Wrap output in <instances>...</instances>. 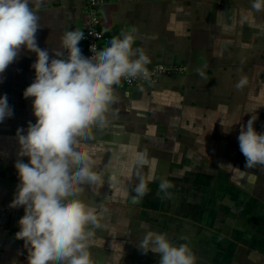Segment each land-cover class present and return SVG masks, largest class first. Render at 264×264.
<instances>
[{
  "label": "crops",
  "instance_id": "obj_1",
  "mask_svg": "<svg viewBox=\"0 0 264 264\" xmlns=\"http://www.w3.org/2000/svg\"><path fill=\"white\" fill-rule=\"evenodd\" d=\"M251 4L109 0L103 8L100 49L131 32L134 47L151 59L148 69L156 63L187 69L115 89L106 123L82 140L103 181L79 193L100 213L90 249L95 264H158L157 254L138 247L149 231L188 244L196 264H264V167L244 168L237 139L252 115L258 117L254 128L264 133V11ZM84 6L85 0H30L41 26L38 46L50 55L62 51L63 34L82 30ZM249 13L262 17L261 33L242 42L235 31L255 27ZM35 60L22 52L0 82V96L13 110L0 123V176L8 177L0 183V264H27L24 242L15 239L24 209L9 205L19 183L15 162H28L18 155L17 129L26 134L36 119L32 98L23 96ZM242 77L247 84L238 89ZM140 177L148 191L134 200ZM162 180L171 184L167 192L159 189Z\"/></svg>",
  "mask_w": 264,
  "mask_h": 264
},
{
  "label": "clouds",
  "instance_id": "obj_2",
  "mask_svg": "<svg viewBox=\"0 0 264 264\" xmlns=\"http://www.w3.org/2000/svg\"><path fill=\"white\" fill-rule=\"evenodd\" d=\"M251 8L264 11V0H252ZM39 29L30 0H0V82L22 52L36 56L31 65L34 80L23 92L25 99L32 98L35 123H28L26 134L21 128L16 133L18 155L28 157V162L18 159L14 165L19 183L9 207L24 209L15 239L24 242L27 264H95L90 249L95 229L101 227L100 213L79 193L85 185L99 186L103 181L82 140L93 126L106 123L122 80L150 77L151 59L143 48L134 47L136 37L131 32L112 38L100 50L90 47L91 55L86 57L79 47L83 32L69 30L61 37L66 57L59 50L50 55L38 46ZM246 84L242 77L236 87L243 89ZM12 116L7 96H0V123ZM257 118L252 115L246 127L241 125L237 138L246 169L264 167V133L254 128ZM170 187L167 180L159 184L162 192ZM147 191L140 177L134 200ZM138 247L143 254H157L158 264H196L192 248L174 243L167 233L149 231Z\"/></svg>",
  "mask_w": 264,
  "mask_h": 264
},
{
  "label": "built area",
  "instance_id": "obj_3",
  "mask_svg": "<svg viewBox=\"0 0 264 264\" xmlns=\"http://www.w3.org/2000/svg\"><path fill=\"white\" fill-rule=\"evenodd\" d=\"M109 0H85L84 6V20L83 27L81 32H83L85 39H83L79 47L82 50V54L84 56L91 55L89 49L94 48L96 50H100L99 43L103 39V32L100 28V20L102 15V10L106 6ZM62 51L65 52V57L67 55L66 51L62 48ZM187 68L185 65L180 64H165V63H156L149 71L151 73L148 79H156L162 75H170L175 73H181L185 71ZM143 78H135V79H127L122 80L117 88L121 87H132L139 83H141Z\"/></svg>",
  "mask_w": 264,
  "mask_h": 264
},
{
  "label": "rangeland",
  "instance_id": "obj_4",
  "mask_svg": "<svg viewBox=\"0 0 264 264\" xmlns=\"http://www.w3.org/2000/svg\"><path fill=\"white\" fill-rule=\"evenodd\" d=\"M256 16L255 15H251L250 16V18L249 19H251V20H254V21H251L250 20V23H251V25L253 24L255 27H251L252 29H248L247 28V30H243V32H241V28H239V30H236V28H235V37H237V38H239L241 41H242V39L240 38V37H244V36H247L248 38L247 39H245L244 41H246V42H249L250 40H253L254 41V39H256L255 37L259 34V33H261V31H258V24H259V22H260V20L262 19V17H261V19H259V17L257 16V19L255 20L254 18H255ZM257 27V28H256ZM262 36L264 35V33H262L261 34ZM251 38H253V39H251ZM264 38V37H263ZM243 42V41H242ZM260 42H262V40H260ZM261 44V43H260ZM16 62H14L13 63V65L15 64ZM22 79H26V78H24L23 76H22ZM32 83V81L31 80H28L27 81V84L28 85H30ZM8 178V177H7ZM7 178L5 177V176H0V183L1 182H3V179L5 180V181H7ZM12 176H11V180H12ZM9 180V179H8ZM15 182V180L13 179V183ZM11 181H10V184L12 185V191H14V188H15V186H14V184H13ZM11 187V186H10Z\"/></svg>",
  "mask_w": 264,
  "mask_h": 264
}]
</instances>
